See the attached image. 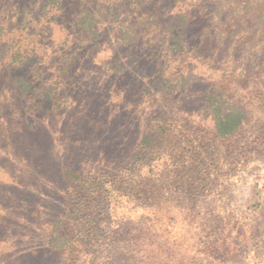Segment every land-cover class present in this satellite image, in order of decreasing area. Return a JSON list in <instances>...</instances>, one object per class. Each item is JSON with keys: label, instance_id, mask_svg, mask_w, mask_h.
<instances>
[{"label": "rangeland", "instance_id": "1", "mask_svg": "<svg viewBox=\"0 0 264 264\" xmlns=\"http://www.w3.org/2000/svg\"><path fill=\"white\" fill-rule=\"evenodd\" d=\"M216 10L0 0V264H264V52L240 28L218 43ZM224 90L246 118L228 137Z\"/></svg>", "mask_w": 264, "mask_h": 264}, {"label": "trees", "instance_id": "2", "mask_svg": "<svg viewBox=\"0 0 264 264\" xmlns=\"http://www.w3.org/2000/svg\"><path fill=\"white\" fill-rule=\"evenodd\" d=\"M217 4V10L214 14L206 12L205 20L209 22L205 25L208 31H213L214 35L223 38L216 40L220 44H224L223 39H231L232 30L239 29L238 37L243 36L246 30V36H254L250 39V44L245 49L249 52L255 40H261L256 52H264V42L262 35L264 33V0H214ZM208 9V8H205ZM202 12H200V15ZM197 18H193L188 9L177 14L170 23L167 24L165 43L173 52L183 51L185 42L184 36L191 32L190 28L196 25ZM242 23V25H241ZM241 25V26H240ZM237 37V38H238ZM244 52V53H245ZM231 55V54H230ZM229 57V56H227ZM257 64V80L259 83L264 82V57L258 56L254 61ZM17 77L13 78V81ZM211 105L210 113L215 120L216 134L220 137L233 136L240 132L245 126L246 118L244 110L232 102L229 92H215L210 95Z\"/></svg>", "mask_w": 264, "mask_h": 264}]
</instances>
